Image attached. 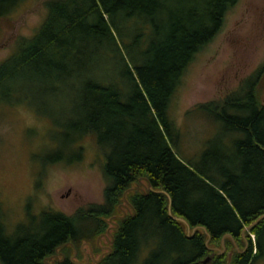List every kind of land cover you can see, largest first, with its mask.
I'll return each mask as SVG.
<instances>
[{"label": "trees", "instance_id": "1", "mask_svg": "<svg viewBox=\"0 0 264 264\" xmlns=\"http://www.w3.org/2000/svg\"><path fill=\"white\" fill-rule=\"evenodd\" d=\"M19 1L0 0V14ZM236 1L46 2L35 33L20 37L0 62V86L9 82L11 91L25 74L78 83L79 114L70 128L80 136L75 144L90 135L103 152L106 186L102 203L72 214L42 210L37 228L18 226L11 233L0 213V264H46L45 257L67 243L78 253L83 242L98 251L97 238L111 218L117 228L110 251L93 264H203L212 253L205 264L264 260V218L248 228L264 214V102L258 94L264 63L237 91L196 107L242 134L227 153L210 145L196 159H181L180 132L168 113L187 65L220 32ZM105 57L108 73L98 66ZM139 179L152 189H132ZM124 193L131 214L113 217ZM180 218L195 228L192 234ZM222 238L224 251L217 253ZM62 250L66 259L51 264H82L69 260L70 246Z\"/></svg>", "mask_w": 264, "mask_h": 264}, {"label": "rangeland", "instance_id": "2", "mask_svg": "<svg viewBox=\"0 0 264 264\" xmlns=\"http://www.w3.org/2000/svg\"><path fill=\"white\" fill-rule=\"evenodd\" d=\"M47 1L21 0L0 14V62L15 51L20 37L35 33L46 17ZM263 63L264 0H237L220 32L187 65L170 100L168 113L180 132L176 151L181 159H196L210 145L230 151L242 134L226 131L220 121L196 107L237 91ZM110 65L106 57L98 60L103 73ZM78 85L25 74L11 91L9 82L0 86V213L11 233L18 226L37 228L44 209L72 214L103 201V152L90 135L75 144L80 136L70 128L79 114ZM258 94L264 102V81ZM101 149L107 152L109 146ZM141 181L133 188L144 190L146 182ZM126 209L130 208L124 202L114 217ZM113 228L112 218L97 241L98 251L83 242L77 262H97L110 247Z\"/></svg>", "mask_w": 264, "mask_h": 264}, {"label": "flooded vegetation", "instance_id": "3", "mask_svg": "<svg viewBox=\"0 0 264 264\" xmlns=\"http://www.w3.org/2000/svg\"><path fill=\"white\" fill-rule=\"evenodd\" d=\"M139 185H141V183L139 182ZM146 187L144 190L142 189H139V187L136 189V190H140V191H145L147 190V184H145ZM128 207L130 208V206L128 205ZM126 214H131V209H126L125 212L122 211V215L121 216H124ZM86 243V242H84ZM65 245H68L72 248V252L68 255L69 257V260L72 261L73 263H77V260L75 259L76 258V255H77V251L75 250L74 248V245L70 244V243H67V244H63V245H59L58 248L55 249V251L50 254L49 256H46L45 259H44V262L47 263L50 260H54V261H57L58 263H61L63 262L65 259H66V250H62ZM89 245V244H88ZM48 264V263H47Z\"/></svg>", "mask_w": 264, "mask_h": 264}, {"label": "water", "instance_id": "4", "mask_svg": "<svg viewBox=\"0 0 264 264\" xmlns=\"http://www.w3.org/2000/svg\"><path fill=\"white\" fill-rule=\"evenodd\" d=\"M139 182L140 183H142V181H141V179H139ZM132 189H134V190H136L137 188H132ZM147 189H152V187H151V185L147 182ZM147 190H145L144 192H146ZM123 197H124V202H125V204H127L128 205V202L126 201V199H125V193H124V195H123ZM122 205V204H121ZM121 205L119 206V210L121 209ZM170 205V204H169ZM130 209H131V207H130ZM114 217V216H113ZM119 217H123V216H119ZM262 218H264V214H262V215H260L254 222H252L250 225H249V227L248 228H251L252 226H254V225H256L258 222H259V220L260 219H262ZM112 220V218L110 219V221ZM180 220L181 221H183L184 223H185V225H186V233L187 234H192L193 232H194V230H195V228H193L192 230H190V227H189V225L187 224V222L184 220V219H182V218H180ZM117 228V226H115V228L114 229H116ZM203 231H205V229L203 228ZM101 236V235H100ZM100 236H98V238H97V241L99 240V237ZM208 242V239L205 241V243H207ZM110 250H108V252H109ZM224 251V247H223V238H222V243H221V248H219L218 250H217V253H222ZM214 255V253H212V254H210L209 256H207V257H205L204 259H203V264H205L207 261H209L210 259H211V257ZM101 257H102V255L99 257V259H98V261L101 259ZM230 258H231V252H229L228 253V261L230 260ZM87 262V259H86V261H85V263Z\"/></svg>", "mask_w": 264, "mask_h": 264}]
</instances>
